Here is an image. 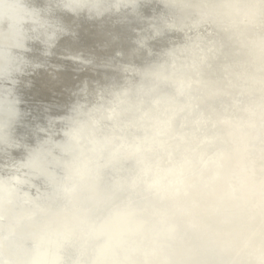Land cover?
Instances as JSON below:
<instances>
[{
	"label": "bare ground",
	"instance_id": "bare-ground-1",
	"mask_svg": "<svg viewBox=\"0 0 264 264\" xmlns=\"http://www.w3.org/2000/svg\"><path fill=\"white\" fill-rule=\"evenodd\" d=\"M0 264H264V0H0Z\"/></svg>",
	"mask_w": 264,
	"mask_h": 264
}]
</instances>
